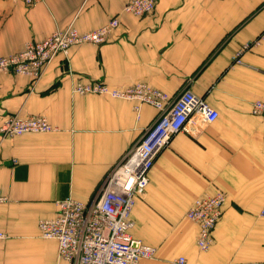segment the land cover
<instances>
[{"label": "crops", "instance_id": "crops-1", "mask_svg": "<svg viewBox=\"0 0 264 264\" xmlns=\"http://www.w3.org/2000/svg\"><path fill=\"white\" fill-rule=\"evenodd\" d=\"M128 0H0V57L43 41L71 23L92 31L120 15ZM121 23L100 45L59 54L35 84L0 73V128L6 116L46 117L58 129L2 138L0 133V264H68L58 244L39 234L67 197L90 202L109 172L158 115L143 104L78 95L75 82L113 87L145 83L174 98L183 90L218 111L213 123L190 126L155 159L149 185L132 212V234L158 248L140 264H264V0H157L142 18ZM245 46H248L245 48ZM240 53V54H239ZM223 192V215L208 251L197 246L193 201Z\"/></svg>", "mask_w": 264, "mask_h": 264}, {"label": "built area", "instance_id": "built-area-1", "mask_svg": "<svg viewBox=\"0 0 264 264\" xmlns=\"http://www.w3.org/2000/svg\"><path fill=\"white\" fill-rule=\"evenodd\" d=\"M23 1L31 5L37 0ZM156 3L157 0H128L120 15L142 18L154 12ZM120 15L92 31L80 32L71 23L43 41H29L20 52L0 57V73L30 77L36 84L54 59L59 54H67L72 46L105 43L120 25ZM72 92L134 102L136 112L143 104H148L158 115L109 172L95 198L87 203L72 197L57 201L56 216L39 222V234L45 240L57 242L59 258L68 264H140L141 260L154 259L158 248L132 234V212L137 200L146 192L155 159L176 133L190 132V126L213 123L219 113L191 90H183L172 98L140 82L127 87H113L104 81L75 82ZM252 113L264 117V100L253 102ZM57 129L44 116L16 113L5 117L0 133L2 138H10ZM226 199L223 192L203 195L196 198L186 212L187 219L198 226L197 246L201 251H208L214 242V230L222 218ZM7 201L8 197L0 190V204ZM260 216L264 217V206ZM6 237L0 231V240ZM177 262L185 264L186 259L181 257Z\"/></svg>", "mask_w": 264, "mask_h": 264}, {"label": "bare ground", "instance_id": "bare-ground-1", "mask_svg": "<svg viewBox=\"0 0 264 264\" xmlns=\"http://www.w3.org/2000/svg\"><path fill=\"white\" fill-rule=\"evenodd\" d=\"M198 227V226H197Z\"/></svg>", "mask_w": 264, "mask_h": 264}]
</instances>
